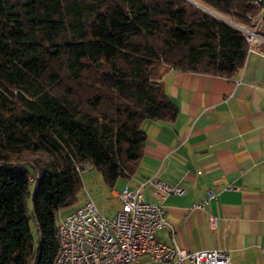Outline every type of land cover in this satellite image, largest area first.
I'll list each match as a JSON object with an SVG mask.
<instances>
[{"label":"trees","instance_id":"obj_1","mask_svg":"<svg viewBox=\"0 0 264 264\" xmlns=\"http://www.w3.org/2000/svg\"><path fill=\"white\" fill-rule=\"evenodd\" d=\"M254 2L0 0V264H54L81 175L136 172L143 123L177 116L167 70L236 75Z\"/></svg>","mask_w":264,"mask_h":264},{"label":"crops","instance_id":"obj_2","mask_svg":"<svg viewBox=\"0 0 264 264\" xmlns=\"http://www.w3.org/2000/svg\"><path fill=\"white\" fill-rule=\"evenodd\" d=\"M161 86L177 116L143 123L142 158L124 187L152 180L185 191L160 199L153 187L142 190L145 201L165 210L160 243L226 251L231 264H264V51L247 53L230 79L169 69ZM208 191L215 199L192 210ZM137 264L151 263L142 257Z\"/></svg>","mask_w":264,"mask_h":264},{"label":"built area","instance_id":"obj_3","mask_svg":"<svg viewBox=\"0 0 264 264\" xmlns=\"http://www.w3.org/2000/svg\"><path fill=\"white\" fill-rule=\"evenodd\" d=\"M263 4L264 0H255L254 8L260 12L247 16L245 23H232L242 34L247 53L264 51ZM146 186L153 187L160 199L185 193L183 189L152 180L133 189L125 186L116 194L119 209L110 218L104 217L86 195L83 205L59 213L57 217L58 251L54 264H137L142 257L151 264H231L226 251L192 253L157 241V232L166 226V214L160 205L144 200L142 190ZM214 199L215 195L208 191L206 200L194 204L192 210L203 211ZM209 226L214 228L215 219H209Z\"/></svg>","mask_w":264,"mask_h":264},{"label":"rangeland","instance_id":"obj_4","mask_svg":"<svg viewBox=\"0 0 264 264\" xmlns=\"http://www.w3.org/2000/svg\"><path fill=\"white\" fill-rule=\"evenodd\" d=\"M198 7V6H197ZM199 8V7H198ZM82 188L76 196L75 207L81 206L86 200V195L94 202L99 212L107 218L112 217L119 209V203L114 198L113 193H119L125 184V180L120 178L112 189L107 188L100 174L95 169H89L81 175ZM34 190V185L30 187V193ZM32 202L29 200V207Z\"/></svg>","mask_w":264,"mask_h":264},{"label":"water","instance_id":"obj_5","mask_svg":"<svg viewBox=\"0 0 264 264\" xmlns=\"http://www.w3.org/2000/svg\"><path fill=\"white\" fill-rule=\"evenodd\" d=\"M189 1V0H188ZM201 8V7H200ZM202 10H204V9H202ZM206 12H208L209 14H211V15H213V16H215V17H217L216 15H214V14H212L211 12H209V11H207V10H205ZM217 18H219V17H217ZM233 25V24H232Z\"/></svg>","mask_w":264,"mask_h":264}]
</instances>
